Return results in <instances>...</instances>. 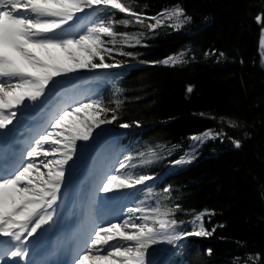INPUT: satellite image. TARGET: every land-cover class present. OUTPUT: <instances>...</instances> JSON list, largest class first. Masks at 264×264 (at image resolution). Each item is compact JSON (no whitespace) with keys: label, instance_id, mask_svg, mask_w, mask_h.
<instances>
[{"label":"snow or ice","instance_id":"1","mask_svg":"<svg viewBox=\"0 0 264 264\" xmlns=\"http://www.w3.org/2000/svg\"><path fill=\"white\" fill-rule=\"evenodd\" d=\"M136 0H0V141L19 132L32 112H45L46 119L29 129L24 150L10 157L0 154V253L27 261L29 247L56 223L68 183L66 173L77 160H84L93 143L108 133L105 125L117 123L123 101L122 89L115 85L113 100L83 88L81 70L92 73L119 68L116 56L135 57L125 47L142 45L148 34L161 26L179 30L191 23L192 16L177 4L153 16L139 8ZM123 14L116 19V14ZM262 16L257 21L262 22ZM171 22V23H169ZM138 26L141 31H118ZM261 46L264 47V29ZM218 53V54H217ZM185 53H175L162 61L146 63L176 66L185 63ZM224 52L212 50L205 56ZM264 56V54H262ZM113 62H108L109 60ZM90 79H98L93 75ZM193 85L186 91L191 93ZM140 121L119 124L122 129L140 127ZM230 126L235 127L230 122ZM224 135L212 129L194 133L189 139L204 142ZM241 147L240 140H233ZM187 157V158H186ZM75 158V159H74ZM185 154L173 165L190 162ZM160 159L155 148L137 156L127 155L107 166L96 184L91 202L99 193L119 201L125 194L143 191L145 200L123 208L112 220L91 217L73 264H156L154 246L179 245L189 237H210L216 231L206 227L204 210L190 221L178 220L179 203H168L172 187L154 193L156 174L135 169ZM137 162H133V161ZM70 162H72L70 164ZM156 197L154 203L148 199ZM187 223L191 230L183 225ZM222 226V225H221ZM211 249H208L211 254ZM257 264L260 255L249 256Z\"/></svg>","mask_w":264,"mask_h":264},{"label":"trees","instance_id":"2","mask_svg":"<svg viewBox=\"0 0 264 264\" xmlns=\"http://www.w3.org/2000/svg\"><path fill=\"white\" fill-rule=\"evenodd\" d=\"M136 3L139 8L147 5L148 16L179 4L193 20L179 30L161 26L150 32L142 45L125 47L137 56L117 55L121 67L92 73L89 79L98 76L91 81L99 84L106 101L117 98L114 83L122 89L120 119L105 126L122 130L119 124L133 121L141 126L110 138L122 137L125 156L135 157L150 148L160 153L155 163L135 171L159 177L151 185L157 196L171 185L167 202L182 205L176 218L187 222L204 210L215 213L205 218L209 230L216 228L213 235L189 237L175 245L169 264H253L248 257L257 254V264H264V60L260 50L264 16L262 22L256 19L264 14V0ZM122 16L117 13L116 19ZM117 30L146 31L138 26ZM212 50L225 56L219 62L216 56L206 57ZM181 52L183 64L146 63ZM86 72L90 71H80L83 76ZM188 85L194 86L191 93L186 91ZM207 129L224 135L206 143L189 139ZM233 140H240L241 147H235ZM185 154L192 157L190 162L173 165ZM137 195V202L145 200L143 191ZM183 227L191 230L187 223Z\"/></svg>","mask_w":264,"mask_h":264},{"label":"bare ground","instance_id":"3","mask_svg":"<svg viewBox=\"0 0 264 264\" xmlns=\"http://www.w3.org/2000/svg\"><path fill=\"white\" fill-rule=\"evenodd\" d=\"M262 35V33H261ZM264 47L261 46L260 38V50L261 56L263 53ZM264 60V56H262ZM32 117L25 119L22 126L19 129V132L15 135L8 137L6 140L0 141V154L11 156L14 154V151L17 153L22 151L18 149L17 145L14 143H24L27 137L30 135L29 129H33L39 126L46 119V115L43 116L42 121H37ZM130 129L118 130L117 134L129 131ZM208 142V139L204 143ZM199 143V142H198ZM123 146L122 137L115 141V147ZM11 153V154H9ZM91 207V199L89 196L84 195L80 200V210L75 214L68 215L67 213H62L57 216L56 223L48 227V230L44 233L43 237L38 241H33L29 247V256L27 261L22 258H13L7 255L0 253V264H57V262L62 261L63 264H71V260H67L66 257H60L61 250L57 248L58 245L65 244L71 249V255L76 256L78 254L79 248L83 246L82 237L85 236L88 226L85 225L86 213ZM107 208V209H106ZM105 209V218L114 216L110 210H114V205L110 202L107 204ZM69 220V221H68ZM191 220V219H190ZM189 226V225H188ZM190 227V226H189ZM65 258V259H63Z\"/></svg>","mask_w":264,"mask_h":264},{"label":"rangeland","instance_id":"4","mask_svg":"<svg viewBox=\"0 0 264 264\" xmlns=\"http://www.w3.org/2000/svg\"><path fill=\"white\" fill-rule=\"evenodd\" d=\"M262 51L264 53V49ZM83 88L91 92H96L97 90L96 86L94 85H83ZM46 111L47 110H45V112L37 111L32 113L37 120H40L41 115L45 114ZM108 130V133L117 132V130H114L113 128ZM104 136L100 137L93 143L92 150L84 160H77L74 167L70 168L66 173V175L68 176V183L66 184L64 191L67 195L64 198L62 207L58 209L59 213L76 212L79 208V199H81L84 195H88L91 199L92 194L96 191V184L99 181V177L103 174L105 168L107 166L118 167L117 161L124 159L122 152L123 150L120 146L115 149L114 153L108 152L103 141ZM71 163L72 162H70V164ZM136 198L137 195L135 194L134 196L131 195L130 197L124 196L119 201H112L107 200L104 193H99L95 204L92 203L93 212H91V215H93V217H103L105 220H112L114 216H110L107 218H105L104 216V209L106 208L108 203H113L115 212L117 208H119L116 212L117 214H119V212L121 211L120 205H123L124 209H126L127 207H134L136 206ZM91 217L92 216H90V218ZM169 249L170 245L163 244L162 250L159 251V253L154 257L156 264H166V262L163 260L166 252L163 251Z\"/></svg>","mask_w":264,"mask_h":264}]
</instances>
